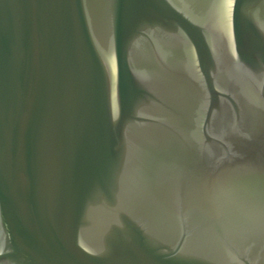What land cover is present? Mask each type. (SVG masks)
Wrapping results in <instances>:
<instances>
[{"label":"water","instance_id":"water-1","mask_svg":"<svg viewBox=\"0 0 264 264\" xmlns=\"http://www.w3.org/2000/svg\"><path fill=\"white\" fill-rule=\"evenodd\" d=\"M0 264H264V0H0Z\"/></svg>","mask_w":264,"mask_h":264}]
</instances>
